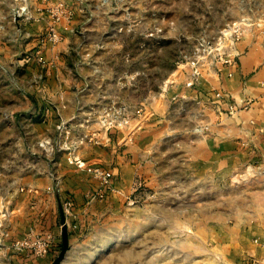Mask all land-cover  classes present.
I'll return each mask as SVG.
<instances>
[{"label": "rangeland", "instance_id": "1", "mask_svg": "<svg viewBox=\"0 0 264 264\" xmlns=\"http://www.w3.org/2000/svg\"><path fill=\"white\" fill-rule=\"evenodd\" d=\"M84 2L88 4L84 23L90 22V8L101 14L109 8L115 19L121 14L125 17L113 27L120 23L129 27L135 21L142 25L136 35L117 29L103 38L90 39V58L94 52L93 56L101 59L99 63L90 62V89L105 90L111 102L129 106L132 120L145 113V117L152 116L153 98H157L155 104L165 106L163 100L171 87L183 85L187 69L178 64L192 53L199 40L213 39L242 19L254 25L264 20V0H108V7ZM19 3L0 0V241L8 243L19 239L11 235L22 238L31 230L20 224L21 199L26 191L21 178L55 155L58 145L57 131L55 137H47L54 150L44 151L40 143L46 139L39 141L34 130L43 116L30 108L37 98L30 93L39 89L33 72L38 75L46 71L47 64L34 61L39 41L27 34L32 25L16 18L13 9ZM31 5L35 9L33 1ZM157 28L162 32L150 36ZM78 32V36L83 34L81 29ZM81 57L79 51H72L67 67L73 72L86 68L78 65ZM136 72L140 76L135 80H121L124 74ZM120 83L125 86L121 88ZM187 96L182 92L175 96L169 111L161 115V121H169L174 133L161 141L162 153L157 151L156 155L160 156L157 175L136 177V191L124 205L98 209L90 217L89 246L74 253L69 239L68 249L61 255V243L52 264H221L219 244L224 235L220 234L228 230L237 206L245 209L253 183L248 177L240 181L245 176L239 174L234 180L240 182L229 180L216 185L200 181L193 172L184 173L177 144L186 142L193 154L194 137L186 132L202 134L206 126L199 100ZM95 114L90 116V126L99 121L100 114ZM193 169L191 164L190 171Z\"/></svg>", "mask_w": 264, "mask_h": 264}, {"label": "crops", "instance_id": "2", "mask_svg": "<svg viewBox=\"0 0 264 264\" xmlns=\"http://www.w3.org/2000/svg\"><path fill=\"white\" fill-rule=\"evenodd\" d=\"M32 1L37 9L45 1L59 0ZM61 1H66L75 8L76 17L71 31L61 29L64 31L65 41L57 46L49 45L42 55L47 69L39 74H44V82L39 86L41 88L30 93L37 97L30 108L41 112L40 116H43L42 120L34 124V130L39 141L55 137L59 117L76 135L91 133L90 130L96 132L97 137L93 142L81 147L77 154L89 166L112 172V190L107 193L105 200L89 201V195L99 189V183L71 164L64 151H57L48 161L39 162L38 169L33 167L32 172L21 178L26 191L21 199L23 211L20 224L27 225L25 229L34 230L40 235L53 236L54 246L44 258L29 259L24 254L10 252L0 264H52V258L62 243L60 213L62 203L66 200L73 202V217L67 218L70 244L74 253L84 251L89 246L90 217L101 207L112 209L130 200L136 191V177L157 175L156 163L160 156L156 155L157 151L162 153L161 141L173 137L169 134L174 133L169 121H161V115L164 110L169 111L170 101L181 92L182 95H188V99L199 100V108L206 116L203 121L206 124L204 133L190 130L186 132L194 137L193 154L186 142L177 144L184 173L193 172L200 181H210L216 185L229 180L232 183L246 181L247 177L253 183L245 209L238 203L236 212H232L228 230L225 228L220 234L224 235L221 238L224 241L219 244L218 260L221 264H264V31L250 32L241 41L238 47L241 57L232 70L233 77L229 78L227 71L221 77L206 72L199 85L188 88L186 75L183 85L171 87L163 100L165 106L155 104L157 98H153L149 111L152 116L145 117L146 113L138 115L126 129L104 131L98 123L90 126L88 122L90 116L101 114L100 110L111 102V95L107 91L90 89V62L99 63L101 60L93 56L94 52L90 58V39L100 36L103 38L117 29L136 35L142 30V25L135 21L129 27L121 23L113 27L117 20L125 17L121 14V19H115L116 16L108 11L109 8H104L102 14L90 8V22L84 23L82 17L88 4L78 3L76 0ZM94 2L97 6H107L102 0H90V3ZM31 25L27 33L37 41L36 38L44 35L45 24L34 22ZM79 29L83 30V34L80 33L82 41L78 36ZM95 44L96 42L93 43ZM33 46H37V43L34 42ZM75 49L82 54L78 65L86 68L73 72L66 63ZM28 74L32 76L30 71ZM35 75L33 72V76ZM139 76L138 72L124 74L121 80H135ZM120 85L121 88L125 86L122 83ZM217 91L226 93V99H215L213 94ZM248 102L249 107L244 109ZM97 104L99 105L95 106ZM230 105L238 109L234 115L229 113ZM47 108L50 111L45 115ZM90 109L96 112H90ZM167 127H170L169 132ZM191 164L194 166L192 171ZM239 174L245 177L235 181L234 177ZM20 236L11 235L13 239Z\"/></svg>", "mask_w": 264, "mask_h": 264}, {"label": "built area", "instance_id": "3", "mask_svg": "<svg viewBox=\"0 0 264 264\" xmlns=\"http://www.w3.org/2000/svg\"><path fill=\"white\" fill-rule=\"evenodd\" d=\"M21 3L13 9L17 13L16 18H23L29 24L34 22H43L45 24L44 35L38 38L39 47L36 51L35 62L39 65H43L44 61L42 55L44 50L50 46H57L65 41L64 31H71L72 25L76 17L75 8L66 1H45L41 7L32 9V0H19ZM78 3H82L85 0H76ZM90 1V0H86ZM108 0H102L103 4ZM14 13V14H16ZM264 19V18H261ZM256 27V28H255ZM259 27V28H258ZM3 28L0 25V29ZM264 31L263 23L253 24L251 21L242 19L241 21L228 25L225 29L220 31L219 35L213 39H201L198 41L195 49L192 53L179 63V67L187 69V82L186 87L194 88L200 84V81L204 73H214L218 77H221L227 71L229 78L233 77V69L236 66L241 53L239 51V44L250 32L255 29ZM160 28L154 29L150 36H154L155 33H160ZM30 35L29 33H27ZM31 36V35H30ZM35 83H38L37 87L41 88L44 82V74H36L33 77ZM217 100H225L227 94L223 91H217L213 94ZM249 103H245L244 109L249 107ZM50 108L46 109L45 115L49 114ZM131 108L129 106H120L115 102L107 103L101 111L98 118V124L101 130H123L126 129L132 118L129 115ZM238 112L234 106H229L230 115H234ZM59 118V117H58ZM90 123V121H88ZM58 131L57 151H64L69 157L70 163L77 169L85 171L91 175L99 183V189L89 195V201L103 200L106 198L107 193L112 190V178L113 174L109 170H104L99 167L89 166L78 154L77 151L90 143L97 137V133H84L82 135L74 134L72 128H70L66 122L59 118V122L56 126ZM47 141V142H46ZM41 148L46 151L50 148L54 150V147L48 140L40 143ZM59 183V182H58ZM57 183V184H58ZM56 184V186H58ZM62 210L65 216V226L68 228L67 218L73 217V202L66 200L62 203ZM60 225L61 235L63 224L61 223L60 213ZM76 226L73 227L75 229ZM68 233L69 228H68ZM9 235H5L8 237ZM55 243V238L51 235H40L34 230H30L22 238L16 239L11 243L5 240L0 241V263L6 257L7 253L24 254L29 259H40L46 257L52 250Z\"/></svg>", "mask_w": 264, "mask_h": 264}, {"label": "water", "instance_id": "4", "mask_svg": "<svg viewBox=\"0 0 264 264\" xmlns=\"http://www.w3.org/2000/svg\"><path fill=\"white\" fill-rule=\"evenodd\" d=\"M61 223L63 224V229H62V253L61 255L64 253V251H66L68 249L69 246V233H68V228L65 226L66 220H65V216L61 207ZM56 264V261L55 263Z\"/></svg>", "mask_w": 264, "mask_h": 264}]
</instances>
